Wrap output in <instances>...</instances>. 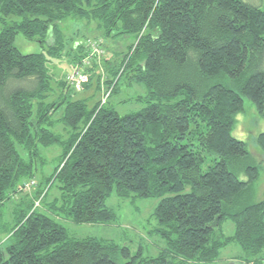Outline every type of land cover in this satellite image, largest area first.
I'll return each mask as SVG.
<instances>
[{"label":"trees","instance_id":"trees-1","mask_svg":"<svg viewBox=\"0 0 264 264\" xmlns=\"http://www.w3.org/2000/svg\"><path fill=\"white\" fill-rule=\"evenodd\" d=\"M68 19L93 24L95 38H136L118 63L105 61L104 104L90 108L51 72L53 60L75 66L86 53L79 37L66 38ZM19 36L40 50L23 53ZM123 76L147 94L122 115L108 99ZM245 101L264 118V9L244 0H0V219L4 208L13 217L0 264H214L231 244L242 264H264L260 167L233 135ZM56 144L62 153L46 173L42 151ZM257 144L264 157V132ZM113 193L159 200L166 247L156 258L69 233L62 221L115 220Z\"/></svg>","mask_w":264,"mask_h":264},{"label":"rangeland","instance_id":"rangeland-1","mask_svg":"<svg viewBox=\"0 0 264 264\" xmlns=\"http://www.w3.org/2000/svg\"><path fill=\"white\" fill-rule=\"evenodd\" d=\"M244 1L264 9V0ZM61 28L67 39L76 36L80 38V41H82L76 43L75 48L80 45H84L85 47L86 53H83L85 55L82 57L80 62L84 59L88 60L90 56V63L88 66V74L90 75V78L92 73L102 75L103 84L101 86V91L96 89L97 75L92 80V86L90 89L84 90V86H75V91L79 93L76 95V98L87 99L89 101V107L92 108L97 101L104 100L106 88L104 82L107 80L108 76V68L105 61L110 60L111 62L116 61L118 63L119 57L117 54H120V58L123 57L129 51V47L136 42V38L133 35L95 38L96 36H100V34L96 32L95 26L93 24L89 26L86 21L76 19H68L65 23H63V25H61ZM17 45L25 54L40 50L38 44L27 42L22 36L18 37ZM91 45L96 46L92 49ZM73 68L74 66L71 65L70 57L67 56L58 60H53L50 63L51 72L53 73V76H55L56 80H60L62 78L67 79L69 74L72 73ZM53 87L58 93L55 83L53 84ZM120 87L121 92L119 95L112 96L108 99V102L112 103L120 114L123 115L138 112L145 106L143 103V101H145L144 99L137 101V98H144L147 94V89L143 84L129 83L126 81V77L123 76L120 81ZM131 98L133 101L123 104L119 103V101L123 99ZM48 100H50V98ZM57 130L62 131V128L58 127ZM262 132H264V118L260 117L256 113V110L251 102L245 101V110L238 116V123L233 135L247 144L255 162L260 167V178L257 182L256 201L262 199L264 191V157L257 144V137ZM61 153L62 147L58 144L42 151L43 157L48 161L47 166L44 169L46 173L51 171ZM209 160L212 161V158H209ZM38 178H36L37 181L36 179L34 180L36 184L33 183L34 185L31 189L27 186L26 189L30 190L29 192H34L36 190L39 180ZM30 184L32 183L27 182V185ZM158 202L159 200L154 198L121 199L113 193L108 198L106 205L116 214L115 220L107 223L79 225L69 221L62 222L67 227L69 233L77 238L95 237L98 239L112 240L122 247H128L131 255L138 256L139 259L143 260L156 258L166 247L164 239L161 237L160 233L156 231L158 225L153 216ZM12 204L13 202L9 203L7 207H10ZM12 224V210L4 208L3 217L0 219V245H5L9 235L7 231ZM221 229L225 235L232 236L235 234L236 226L233 221L226 220L223 222ZM241 254V247L238 244H231L222 250L221 260L214 264H231L232 261L237 260L238 256L241 259Z\"/></svg>","mask_w":264,"mask_h":264},{"label":"built area","instance_id":"built-area-1","mask_svg":"<svg viewBox=\"0 0 264 264\" xmlns=\"http://www.w3.org/2000/svg\"><path fill=\"white\" fill-rule=\"evenodd\" d=\"M91 46H92V49H94V46L96 45H91ZM91 46H90V51H91ZM89 63H90V56L88 60L84 59L82 62L76 64L73 68L72 73L69 74L67 78V83L74 88L75 86L82 87L85 84H87L90 80V75L88 74ZM109 94H110V91L107 94L105 92L103 103L106 102L107 98L109 97ZM27 186L29 187V185Z\"/></svg>","mask_w":264,"mask_h":264},{"label":"crops","instance_id":"crops-1","mask_svg":"<svg viewBox=\"0 0 264 264\" xmlns=\"http://www.w3.org/2000/svg\"><path fill=\"white\" fill-rule=\"evenodd\" d=\"M240 257L238 256L237 257V260L236 261H232L231 264H242L241 263V260L239 259Z\"/></svg>","mask_w":264,"mask_h":264}]
</instances>
